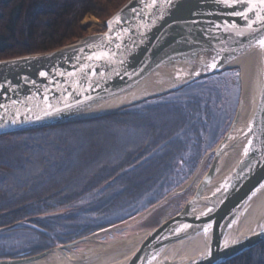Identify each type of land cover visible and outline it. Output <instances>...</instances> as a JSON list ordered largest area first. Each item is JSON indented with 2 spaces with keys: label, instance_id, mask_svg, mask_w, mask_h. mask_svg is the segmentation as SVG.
Returning a JSON list of instances; mask_svg holds the SVG:
<instances>
[{
  "label": "water",
  "instance_id": "obj_1",
  "mask_svg": "<svg viewBox=\"0 0 264 264\" xmlns=\"http://www.w3.org/2000/svg\"><path fill=\"white\" fill-rule=\"evenodd\" d=\"M256 2L127 0L102 32L0 61V136L110 116L227 71L239 76L227 130L190 179L168 195L193 186L177 213L154 228L128 230L167 196L131 220L0 264H48L55 256L90 264L113 253L104 246L116 241L102 240L118 232L148 236L107 264H224L264 242V48L257 44L264 20L256 15L264 10L248 11ZM240 12L247 16L234 14ZM207 156L210 163L198 177ZM88 244L106 252L78 251Z\"/></svg>",
  "mask_w": 264,
  "mask_h": 264
},
{
  "label": "trees",
  "instance_id": "obj_2",
  "mask_svg": "<svg viewBox=\"0 0 264 264\" xmlns=\"http://www.w3.org/2000/svg\"><path fill=\"white\" fill-rule=\"evenodd\" d=\"M126 1L0 0V61L72 44L86 35L85 17L104 24ZM210 78L103 118L0 136V200L77 192L92 223L64 242L137 217L186 183L227 130L212 132ZM30 255L0 247V260ZM224 264H264V242Z\"/></svg>",
  "mask_w": 264,
  "mask_h": 264
},
{
  "label": "flooded vegetation",
  "instance_id": "obj_3",
  "mask_svg": "<svg viewBox=\"0 0 264 264\" xmlns=\"http://www.w3.org/2000/svg\"><path fill=\"white\" fill-rule=\"evenodd\" d=\"M76 194L77 192L58 189L40 191L35 193L34 197H27L24 194L25 197L21 198L1 199L0 236L17 238L19 234L26 233L36 236L37 245L23 249L19 255L27 253L34 255L44 251L42 248L46 245L55 247L68 243L64 240L76 236L72 228L75 231L81 227L82 224L79 222L82 221L86 206L91 203L75 198ZM96 197L93 201H96ZM48 221L50 222L48 225L44 224ZM53 228L61 232L51 233ZM47 249L49 248L45 250Z\"/></svg>",
  "mask_w": 264,
  "mask_h": 264
},
{
  "label": "rangeland",
  "instance_id": "obj_4",
  "mask_svg": "<svg viewBox=\"0 0 264 264\" xmlns=\"http://www.w3.org/2000/svg\"><path fill=\"white\" fill-rule=\"evenodd\" d=\"M82 24L87 25L86 35L102 32L104 30V24L94 17H90V16L85 17L84 20L82 21ZM205 87H207L209 90L212 88L213 90H211V93L214 94L215 96L218 95L219 102L217 105V110L215 111V118L216 119H215V122H214L213 127H212L213 128L212 132L218 134L219 130L221 129V126H222L221 124L225 123L224 125H226L228 122L230 123V121L233 118L234 112H235V108H236L238 97H239L238 71L232 70V71H227V72L221 73L217 76L215 75L214 77H211L209 80L206 81ZM210 160H211V156H207L204 159V161L201 164L200 173L198 174V177H199V175L202 174V172H204L206 170V169L204 170L202 168L205 165L208 167ZM198 177H196L195 180H197ZM192 190H193V186L190 185L186 190L182 191L181 193L172 195L171 197L168 196L166 198V201L162 205H160V207L158 209H156L155 211H153L151 214H149L147 217H145L143 219V222L145 219L147 220L146 221L147 226L144 228H141V229L148 230V229L154 228V227L158 226L161 223V221L173 216L181 208V206L184 204L186 199L191 195ZM139 215L140 214H138L137 216H139ZM85 216H83V218L81 219L82 221L79 222V224L85 225V223H84L85 221H83V220H88L86 222V224L92 223L91 219H89L88 217H85ZM143 222H140V223H143ZM49 223H50L49 221L44 222V224H46V225H48ZM76 227L77 226H75V228ZM133 227H135V225L130 226V227L128 226V230H130L131 228L133 229ZM105 228H108V227H105ZM105 228H102V229H105ZM102 229H100V230H102ZM73 230L74 229L72 228V232H73ZM100 230H97V231H100ZM69 231H71V229H69ZM97 231H95V232H97ZM57 232L59 233L61 231L56 229V228H53L51 231V233H57ZM95 232H93V233H95ZM139 234H141V233H139ZM139 234H135V235H139ZM128 235L129 234H127V232H118V233H115L114 235L107 236L109 238L103 239L102 241L104 242L105 245L107 243H110L111 241H121V240L124 241L130 237V235L129 236ZM132 235H134V234L131 233V236ZM4 238H6V237H4ZM3 240H8V241H6L4 243L1 242L0 247L8 249V251L12 254L21 253V251L23 249L34 247L35 245H37L36 236H33L32 233L19 234L17 236V238H13V237L8 238L7 237L6 239H3ZM107 245H109V244H107ZM96 246H97L96 244H88V245H85V246H82L81 248H79L78 251H81V253H83V255H86L87 253H90L91 250ZM115 249L119 250L118 248H115ZM127 249L129 250V248H126L125 250H127ZM125 250L123 249V252H125ZM37 254H39V253H37ZM34 255H36V254H34ZM76 255H79V254H76ZM30 256H32V255H30ZM20 258H22V257H20ZM9 259H15V258H9Z\"/></svg>",
  "mask_w": 264,
  "mask_h": 264
},
{
  "label": "bare ground",
  "instance_id": "obj_5",
  "mask_svg": "<svg viewBox=\"0 0 264 264\" xmlns=\"http://www.w3.org/2000/svg\"><path fill=\"white\" fill-rule=\"evenodd\" d=\"M147 236H148L147 233L139 234V235H132L124 241L123 240L122 241H116V242L109 244V246H104V248L108 247V249H110L109 251H113L114 254L111 253V255H106L103 257L100 256V258H98L96 261H94L90 264H107L108 262H110V260L115 258V256L116 257L119 256V254L121 252H123V249L125 250L126 248H129V250L127 249L128 251L126 253H132L136 249L140 248V246L147 239ZM115 248H118L119 250H116ZM98 250H99V252H102V254L105 251V250H102V247L100 245L94 247L91 251L96 252ZM77 261H79V257H76V256L69 258L68 262H64V260L62 258H57L55 256L54 258H51L49 260V262H47V263L48 264H75V263H77Z\"/></svg>",
  "mask_w": 264,
  "mask_h": 264
},
{
  "label": "snow or ice",
  "instance_id": "obj_6",
  "mask_svg": "<svg viewBox=\"0 0 264 264\" xmlns=\"http://www.w3.org/2000/svg\"><path fill=\"white\" fill-rule=\"evenodd\" d=\"M221 2L227 6V7H231L233 4L240 2V0H221ZM259 7L261 10H264V0H257L256 3H250L249 7H248V11H252L253 9ZM235 15H242V16H247V12H240V13H234ZM257 21H262L264 20V16H261L259 12H257ZM249 29L252 28L251 23H249L248 25ZM242 34V33H240ZM257 44L261 47L264 48V36H262L258 41ZM212 67H215V65L213 64ZM41 75L43 76L44 73H41ZM246 154H247V149L245 150ZM261 187H264V185H261Z\"/></svg>",
  "mask_w": 264,
  "mask_h": 264
}]
</instances>
